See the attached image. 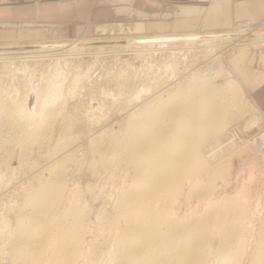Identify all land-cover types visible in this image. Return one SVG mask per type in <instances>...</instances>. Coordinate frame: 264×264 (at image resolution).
<instances>
[{
  "label": "rangeland",
  "instance_id": "rangeland-1",
  "mask_svg": "<svg viewBox=\"0 0 264 264\" xmlns=\"http://www.w3.org/2000/svg\"><path fill=\"white\" fill-rule=\"evenodd\" d=\"M136 10L132 14L125 13V16L136 20L162 16ZM169 16L163 15L165 18ZM20 25L0 22V31ZM192 33L206 39L214 37V34L240 35L239 38L229 39L222 45L224 47L220 46L216 51L210 47L203 48L210 42L203 41L197 43L199 49L190 52L177 49L172 53L144 54L122 52L125 50L122 45L128 39L134 41L131 47L134 50L171 46L183 48L184 44L158 45L154 42L155 36L145 37L142 34L109 39L107 46L99 52L98 48L89 47L95 39L83 33L70 38H44L37 41L0 39V57L9 55L17 58L24 55L26 50L32 51L30 48L34 46L35 51L40 49L41 52L27 53L26 56L46 55V59L41 60L14 59L5 62L0 59V123H10L9 126L0 124V264L23 263L15 250L16 237L19 227L28 223L29 216L35 217L31 214L33 206L26 199L58 180H63L60 183L63 186L57 210L67 212L68 222L73 220L71 218L75 214H79L80 223L86 232L83 231V237L80 240L78 238L72 247L77 251L75 254L71 250L76 255L75 264H119L112 260L117 259L113 249L116 247V233L122 232L127 219L120 214L118 217V196L130 191L137 172L127 142V121L136 113H144L158 97L177 90L180 84L185 85L193 77H201L215 67L217 61L223 72L238 82L243 97L240 103L219 104L225 108L227 125L211 139L219 136L217 142L205 143L203 154L209 160L206 169L196 174L189 168L184 173L183 184L172 195L170 207L163 205L167 204L164 199L163 202L156 201L160 203L159 209L167 211L165 217L160 218L163 220L158 221L161 231L165 232L170 221L184 224L198 220L203 215L209 217L204 236L203 260L192 264L251 262L249 258L264 234V143L260 138L264 133V44H254L257 38L264 40V18L257 21L239 20L220 30L199 27ZM187 35L177 36L184 41L188 39ZM150 42L156 45L143 46ZM244 44H249V48L244 49ZM71 46L83 48L84 53L102 54L96 56L90 53L69 58L66 54L71 52ZM242 52L244 56L239 58ZM59 54H64L66 58L56 59ZM31 87V96L25 103L24 97ZM55 89L59 90L58 102L52 105L56 109H52L49 120L39 131L32 132L29 127L33 117L26 119L24 113L18 111L19 107L25 104L26 109L33 113L31 99L34 103L35 97L47 93L51 95ZM12 111L14 119L8 114ZM18 125L23 128L18 130L15 127ZM7 127L12 128L9 131L16 129L13 136L12 133L9 135L4 132ZM4 136L8 137L9 143L1 141ZM222 162L227 164L225 172L211 177L207 170L218 167ZM61 163L62 166H59ZM22 207L24 212L21 211ZM26 210L30 212L28 218L23 214ZM18 217H25L26 221ZM224 238L226 243L222 246ZM51 245L48 251L41 252L39 264L49 260L54 250L53 243ZM32 250L35 252L37 249ZM63 257L62 263L65 261Z\"/></svg>",
  "mask_w": 264,
  "mask_h": 264
},
{
  "label": "bare ground",
  "instance_id": "bare-ground-1",
  "mask_svg": "<svg viewBox=\"0 0 264 264\" xmlns=\"http://www.w3.org/2000/svg\"><path fill=\"white\" fill-rule=\"evenodd\" d=\"M216 35H223L224 37H216ZM228 35L214 34V37L206 39L202 36L196 37L197 35L189 33L186 36L188 39L184 41L180 40L182 39V37L180 38L177 35L161 36L159 38L154 37V42H156V44L158 45H174L177 42H183V48L181 46V48L171 46L158 48L150 47V49L145 48L134 50L131 49V47H133L132 43H134V41H130L131 39H128L125 45L120 44V46H124L123 48L125 50H122V52L130 51L137 52L139 54H144L146 52L172 53L177 49H187L190 52L195 48L199 49L200 45L197 46V43L210 41L209 45H203V48L206 47L208 49L212 48L214 50H217L220 46H222L226 42H229V39L239 38L240 34L228 33ZM107 42V40H94L91 42L89 47L92 49L98 48L100 52V50L107 46ZM148 44H150L149 46L156 45L155 43L150 42L143 44V46L146 47ZM236 44L238 46V43ZM254 44H256V46H258L259 44L263 45L264 40H260L257 38L256 43L254 42ZM249 46L250 45L247 44L246 46H244V49H248ZM35 48L36 47L34 46L33 48H30L33 49L32 51H24V55L17 58L16 56H13V58H11L9 55L8 57L6 55V57L1 56L0 59L5 62H12V60L14 59L27 61L46 59V55L29 54L28 56H26L27 53L32 54V52H35L37 54L41 52L40 49L39 51H35ZM69 49L71 52L66 54L69 58H78L82 55L91 54H95L96 56H98L102 54L99 52H90L91 54L84 53L82 52L83 48L75 46H71ZM183 50L182 52H184ZM243 56V52L242 54L238 55L239 58H242ZM49 57L50 59L52 58L51 56ZM63 57H65L64 54H59L58 56H56V59ZM142 57H144V55ZM58 70L59 69H57V71ZM32 88L33 87L27 90V94L24 97V99L26 98L25 103L31 96ZM52 93L53 94L51 95L47 93L46 95L41 94L39 97H35L34 103L33 99H31L30 106H34L33 113L26 109L25 104L23 106H20L21 108L19 107L18 111L21 110L24 113L26 119L33 117V119L31 120L32 124L29 127L32 132L39 131L41 126L46 124L45 121L49 120L51 111L53 109L52 107H54L52 105L58 102L57 97L59 96V90L55 89L52 91ZM241 97H243V94L240 85L233 79L231 75H226L223 72L220 63L217 61L216 66L206 71L201 77H193L185 85L182 86L180 84L177 90L158 97L150 106L147 107L144 113H136L129 121H127V127L129 129L127 142L130 150L132 151V160L135 164L134 167L137 168L135 169L137 170V172L135 176V182L130 191L123 192L122 194H120V197L118 196L119 203L117 204L118 207H116V209L118 208L119 213H117L118 215L120 214L123 217L125 216L127 219V223L122 232L120 231V233H116V250L115 248L113 250L115 251V253H117V259L111 258L113 261L116 260L119 264H192L195 261L203 260L205 246L204 236L207 229L206 227L209 217H207V215H203L202 217H199L198 220L188 221L184 224L178 223L175 220L172 222L170 221V224H168V226L166 227L165 232H163L161 231L158 220L163 216L165 217L167 211L164 210V212L162 211L163 209H159L160 203L156 201H162L164 199L167 203L163 204L164 206L171 205L173 201L172 195L176 193L183 184L184 173H186L189 168L196 171V174H198L197 172L201 173V171L206 169V164L209 160L203 154V151L206 148L205 143L210 141L209 143L211 144L215 141H218L217 138L219 136L212 141L211 139L216 137L217 134L221 133V131L227 125L226 112L223 106L228 102L231 104L238 102L240 103L239 100L241 99ZM213 103L214 108L212 107ZM8 114H10V118L14 119L15 114L13 111L11 113L9 112ZM9 124L10 123H2L1 125L9 126ZM19 125L22 126L23 123L20 122ZM20 126L15 127L20 130L21 128H23ZM11 127L5 128L4 132L8 133L9 135L12 133L13 136L16 132V129L15 131H9V129H12ZM1 132L2 131L0 130V133ZM4 137L5 138L1 140L3 143L8 141V137ZM23 138L25 137H22L21 139ZM260 138L264 143V133L262 134V136H260ZM74 160L72 161L74 162ZM59 166H62V163ZM64 166L65 165H63V167ZM226 167L227 164L222 162L219 163L218 167L212 168L210 171H207L211 177H216L225 172ZM60 171H62L61 168ZM61 182H59L58 180L47 189L42 191L40 190V192H37L26 199L27 203L33 206L31 207L33 208V213L31 212V214H33V216L35 215V217L32 218V215L29 216L28 213L30 212L27 213V210L25 213H23L26 218H28L29 216V221L28 223L22 225L21 228L19 227L20 231L18 232L16 237L15 250L18 253L19 257L21 256V258L23 259L22 264H39V257L40 254H42L41 252L45 250L48 251L47 249L52 246V243L54 250L49 260L47 259L48 256L46 257L48 261L45 262V264H75V254H77V251H75L76 249L73 250L72 247L76 243V240L78 238L80 240V238L83 237L84 225L82 226V224L80 223L81 216H79V214H75L74 218H71V220H73L71 222H68L66 219L67 212L65 213L57 210L56 207L58 205L57 203L59 200V195L63 186L61 185ZM197 188L198 187H196V189ZM204 190L207 189L205 188ZM27 203H25V205ZM207 207V209H209L211 205ZM75 208L78 209L77 207ZM21 211L24 212L23 207ZM20 213L21 212H19V214ZM120 215L118 216L119 218ZM24 218L22 217L20 218V220ZM161 221L160 223H162ZM124 222H126V220H124ZM225 243L226 238H224L222 246ZM35 248L37 250L33 252L32 249ZM81 249H83V247ZM71 250L73 252L75 251V254L72 253ZM49 252L51 253L50 249ZM114 255L115 254H113L112 256ZM62 256L65 257L64 263H62L64 260L61 259ZM113 258H115V256ZM250 259L251 264H264V234H262L260 244L253 251L249 260Z\"/></svg>",
  "mask_w": 264,
  "mask_h": 264
},
{
  "label": "crops",
  "instance_id": "crops-1",
  "mask_svg": "<svg viewBox=\"0 0 264 264\" xmlns=\"http://www.w3.org/2000/svg\"><path fill=\"white\" fill-rule=\"evenodd\" d=\"M20 1L0 0V22L21 24L1 30L0 39L37 41L82 33L95 40L142 34L171 36L189 34L199 27L220 30L239 20L264 18V0ZM134 9L162 16L150 20L127 18L125 13L132 14Z\"/></svg>",
  "mask_w": 264,
  "mask_h": 264
},
{
  "label": "water",
  "instance_id": "water-1",
  "mask_svg": "<svg viewBox=\"0 0 264 264\" xmlns=\"http://www.w3.org/2000/svg\"><path fill=\"white\" fill-rule=\"evenodd\" d=\"M20 2H21V3H27V1H26V0H21Z\"/></svg>",
  "mask_w": 264,
  "mask_h": 264
}]
</instances>
